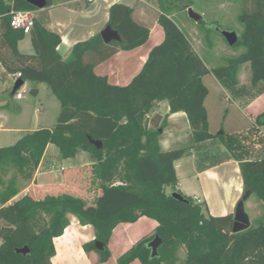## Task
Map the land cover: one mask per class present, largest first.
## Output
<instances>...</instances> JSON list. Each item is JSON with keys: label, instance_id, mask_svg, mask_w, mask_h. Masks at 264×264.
I'll return each instance as SVG.
<instances>
[{"label": "trees", "instance_id": "16d2710c", "mask_svg": "<svg viewBox=\"0 0 264 264\" xmlns=\"http://www.w3.org/2000/svg\"><path fill=\"white\" fill-rule=\"evenodd\" d=\"M242 3L251 6H243L237 17L242 29L233 47L241 46L243 51L213 68L195 51L173 19L168 3H158L164 37L151 47L129 83L117 85L95 74L94 67L117 51L133 49L148 39L149 29L134 20L130 6L113 3L108 9L106 25L118 32L120 40L104 42L97 33L76 42L63 59L57 50L59 34L36 18L27 33L34 51L19 52L17 42L25 33L11 27V12L36 7L26 0H0L3 75L45 83L60 103L52 127L23 133L14 143L0 147V167L11 166L25 180L32 179L47 145L53 144L63 159L82 151L89 153L100 190L92 204L68 193L38 200L26 193L8 202L17 190L2 183L0 264H51L53 239L62 235L70 216L93 227L95 238L84 243L83 249L96 252L99 262L110 257L108 242L116 225L146 216L157 221L154 232L121 254L116 264L135 259L141 264H264V219L232 232L233 215H211L204 202L182 193L174 168V161L194 144L214 136L209 132L204 105L208 93L204 75L211 73L235 83L240 65L248 63L250 82L264 81V0ZM198 22L203 23L202 17ZM162 100L170 113H185L191 130L188 147H160L164 121L150 119L148 112ZM256 122L264 126V112L257 115ZM90 138L100 140L102 146L97 148ZM237 159L245 191L250 190L264 205V158ZM172 192L188 202L174 198ZM155 235L162 242L157 256L151 257L147 244ZM95 240L103 244L101 250L95 248ZM24 247L28 249L25 253L18 251Z\"/></svg>", "mask_w": 264, "mask_h": 264}, {"label": "crops", "instance_id": "0c3cea01", "mask_svg": "<svg viewBox=\"0 0 264 264\" xmlns=\"http://www.w3.org/2000/svg\"><path fill=\"white\" fill-rule=\"evenodd\" d=\"M154 1L50 0L49 4L37 8L36 11L32 10V12L34 18L39 20L45 28L59 34L60 43L57 50L60 56L66 59L76 42L100 33L106 26L108 9L113 3L130 6L134 20L149 29L148 39L133 49L117 51L94 67V73L106 76L110 83L125 85L141 69L151 47L160 43L164 37L163 29L158 23L159 4ZM25 35L29 37L28 34ZM21 41L22 38L17 42V50L21 53L32 54L34 50L30 37L29 44H24V49L20 45ZM243 68L247 70V74L241 72ZM0 71H4L1 64ZM206 76L202 77V82L207 87L204 81ZM9 77L14 78L7 74L3 75L2 79L6 80ZM211 77L212 85H215L216 88L213 103L216 102L223 108L220 119L222 129L219 133H215L211 129L206 103L208 101L206 100L207 93L204 105L207 111L209 132L214 136L194 144L182 157L174 161L177 188L185 195L204 202L211 215H233L237 202L245 192L243 173L237 158L241 161L264 158V126L256 122L257 115L264 112V81H259L256 84L250 82L251 72L247 63L240 65L235 83L226 78L218 79L214 75ZM32 83L34 88L31 90H36L34 95H39L43 83ZM11 95L13 94L11 93ZM148 116L150 119L159 117V123L164 121V129L159 135V145L163 150L176 147V144H191V130L184 112L170 113L167 102L162 100L153 105ZM8 121L9 108L7 104L1 103L0 132L9 130ZM20 136L14 137L12 143ZM50 145H47L33 177L34 180L37 179V182H33L31 187L38 190L37 194L60 187V184L53 186L45 177L40 179L39 170ZM1 146L5 145L0 143ZM59 157H61L60 153ZM90 163L93 174L95 163ZM59 168L60 171L65 168L64 164L61 163ZM69 189L74 188L69 186ZM97 191L96 196L100 193L99 189ZM62 193L71 194L70 192ZM46 195L53 194H44L42 198L35 197L34 199H43ZM95 197L92 201L83 199L87 204H92ZM255 199L250 193L244 201L250 224L252 213H254L252 210L258 207L264 209L262 201L257 197ZM157 224V221L146 216L138 218L135 222L119 223L112 230L108 242L110 257L105 262H99L96 252H86L83 249L84 243L95 238L93 227L90 224L81 225L72 216L62 235L53 239L55 254L51 259V264H116L117 258L139 239L151 235ZM129 264L141 263L135 259Z\"/></svg>", "mask_w": 264, "mask_h": 264}, {"label": "rangeland", "instance_id": "374dc122", "mask_svg": "<svg viewBox=\"0 0 264 264\" xmlns=\"http://www.w3.org/2000/svg\"><path fill=\"white\" fill-rule=\"evenodd\" d=\"M154 2L168 3L169 11L173 19L187 35L193 48L198 52L208 68L223 65L228 58L234 57L243 51V47L241 46L233 47L228 45L219 30L235 31L239 35L242 24L238 21L237 17L242 11L243 6L250 7L251 3L244 4L242 0H155ZM188 7H191L195 12L200 14L203 23L189 18L187 12ZM36 10L38 9H34V11ZM28 40L29 37L27 35L22 37L20 43L22 49H24V44H29ZM247 65L249 67L248 63ZM241 72H246L247 74V70L244 68ZM212 75L208 73L204 79L209 89L206 99L208 101L206 103L209 111L208 119L210 120L211 129L213 132L219 133L222 129L220 127V119L223 108L216 102L213 103L216 88L211 82ZM2 76L3 72L0 71V104L5 103L9 108V121L7 123L9 130L7 132H0L1 145L12 143L14 137L20 136L28 131L40 127H52L54 125L60 110V103L46 84H42L43 87H41L39 95H32L30 90L34 88V85L31 81L26 80L23 83V87L27 92L23 98L16 99L14 95H11L14 78L9 77L3 80ZM164 126H161V131L164 129ZM189 145V143H181L176 144V147H188ZM90 162L93 161L89 153L83 151L77 153L73 158L65 159L64 161L63 158L59 157L58 148L51 144L47 149L44 161L39 170L40 179L45 177L53 186L60 184V187L37 194L36 191L38 190L32 189L34 187H31L33 182H37V179L25 180L15 172L13 167L3 166L0 167V192L3 189V183L5 186L17 190V194L8 202L26 193L33 198H42L44 194L57 195L62 192H70L73 195L82 196L92 201L98 193L99 181L94 179ZM61 163L64 164L65 168L60 171L59 167ZM51 165L54 166L51 167ZM69 186H72L74 189H69ZM252 196H254V199L256 198L255 195ZM252 211L254 213H252L251 224L264 219V209L258 207ZM255 212L257 213L255 214ZM179 256L180 258L184 257L183 250H180Z\"/></svg>", "mask_w": 264, "mask_h": 264}, {"label": "water", "instance_id": "95a60500", "mask_svg": "<svg viewBox=\"0 0 264 264\" xmlns=\"http://www.w3.org/2000/svg\"><path fill=\"white\" fill-rule=\"evenodd\" d=\"M28 3L33 5L36 8H42L47 4V0H26ZM188 16L194 21H198L200 19V14L195 12L191 7L187 8ZM220 34L224 37L225 41L228 45L233 46L238 38V35L235 31L230 30H219ZM100 35L104 42H108L111 40H120V35L117 31L113 30L110 25H106L101 31ZM24 83V80L21 78H17L12 86L11 93L14 94L15 91ZM30 93L32 95L36 94V90H30ZM92 144H94L97 148H100L102 146V143L100 140H94L89 139ZM251 191L246 190L244 194L242 195L241 199L237 202L235 211L233 214V224H232V232H239L250 225L249 216L245 211L244 207V201L249 197ZM174 198L183 201L188 202V199H186L184 196H182L178 192H172L171 194ZM162 240L158 235H155L152 240H150L147 244V246L150 248V256L155 257L157 256V249L159 245L161 244ZM95 248L98 250H101L103 248V244L95 240L94 241ZM27 247L18 249L19 252L25 253L27 251Z\"/></svg>", "mask_w": 264, "mask_h": 264}, {"label": "built area", "instance_id": "2783aa9c", "mask_svg": "<svg viewBox=\"0 0 264 264\" xmlns=\"http://www.w3.org/2000/svg\"><path fill=\"white\" fill-rule=\"evenodd\" d=\"M34 15L32 10H14L11 12L10 25L14 29H20L23 33L27 34L33 25ZM18 76H14L16 80ZM27 90L23 87V84L15 91L14 96L16 99L23 98ZM63 169V168H62ZM61 169V170H62Z\"/></svg>", "mask_w": 264, "mask_h": 264}]
</instances>
